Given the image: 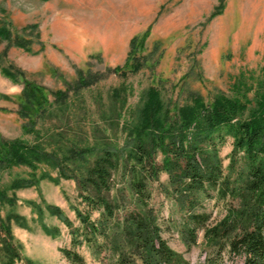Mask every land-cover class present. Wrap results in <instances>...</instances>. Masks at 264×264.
Segmentation results:
<instances>
[{
  "label": "rangeland",
  "instance_id": "374dc122",
  "mask_svg": "<svg viewBox=\"0 0 264 264\" xmlns=\"http://www.w3.org/2000/svg\"><path fill=\"white\" fill-rule=\"evenodd\" d=\"M0 19L13 32L38 27L39 41L29 50L0 42V61L21 68L49 92L74 83L78 69L103 74L94 85L71 92L66 104H48L36 128L27 133L23 130L26 120L17 111L23 83L0 66V137L39 144L81 176L102 149H116L112 194L121 203V216L145 209L134 200L129 188L133 176L127 174L123 159L131 149L127 143L133 139L149 89L157 88L165 107L174 112L193 104L197 95L203 104L220 95H246L252 100L264 86V0H0ZM133 38L134 54L145 57L147 64L126 76L108 71L126 62ZM49 97L53 101V95ZM232 142L229 137L218 152L226 171ZM75 149L85 151L84 160L73 158ZM156 160L161 163L160 151ZM33 162V166L0 168V191L11 198L10 203L0 201V216L4 221L10 216L22 218L8 222L21 255L15 264H73L62 251L65 247L78 251L88 264L110 263L84 240L76 209L86 207L76 180L60 177L58 168L48 161ZM138 170L136 178L146 183L147 206L156 211L163 237L189 264H207L214 245L204 231L198 233L195 244L185 242L180 231L185 210L173 194L165 192L168 173L161 171L153 179ZM17 179L35 180V184L13 187ZM202 203L212 215L210 225L226 215L223 201L203 199ZM49 205L61 208L71 224L51 214ZM98 216L95 211L92 218ZM45 225L58 227V234H47ZM4 238L0 228V264L6 258ZM226 264L243 261L228 259Z\"/></svg>",
  "mask_w": 264,
  "mask_h": 264
},
{
  "label": "trees",
  "instance_id": "16d2710c",
  "mask_svg": "<svg viewBox=\"0 0 264 264\" xmlns=\"http://www.w3.org/2000/svg\"><path fill=\"white\" fill-rule=\"evenodd\" d=\"M23 28V32H13L10 25L0 19V42L6 40L29 50L39 41L40 33L35 25ZM135 47L136 38H133L126 62L107 70L121 76L141 70L147 59L135 55ZM0 66L4 73L23 83L22 101L17 111L26 120L23 130L27 133L36 128L48 104L62 106L71 92L94 85L103 77L100 72L85 73L78 69L74 83L68 82L65 89L49 92L45 86L28 78L21 68L2 65L1 61ZM158 91L155 87L147 91L133 139L127 143L131 149L123 159L127 174L133 176L129 188L144 210L135 209L120 215L121 203L112 194L119 155L112 147L102 149L81 176L39 144L0 137V168L14 164L33 166V160H45L58 168L60 177L75 179L86 207L84 211L76 209L84 226L82 235L87 243L95 246L97 254H105L104 258L111 260L105 264H189L163 237L156 211L147 206L150 195L146 183L136 178L138 168L153 179H157L161 171L168 173L165 192L173 194L185 210L180 227L185 242L195 244L198 233L204 231L214 245L206 258L207 264H226L228 259L237 258L242 259L243 264H264V86L252 100L246 95H220L211 103L203 104L197 95L193 104L178 107L174 112L165 107ZM49 94L53 95V101ZM229 137H233V150L226 171L218 152ZM159 151L161 163L156 160ZM84 154V150L72 152L77 160H84ZM33 184L35 180L17 179L12 186ZM215 198L226 203V215L210 225L212 215L203 208L202 200ZM0 201L10 203L11 198L0 191ZM47 209L67 225L71 224L61 208L49 205ZM95 211L99 216L93 219ZM12 217L22 219L10 216L4 221L0 216V228L6 236L2 243L6 258L1 264H15L21 257L8 223ZM43 229L52 236L59 232L58 227L45 225ZM72 242L77 245L79 241L74 237ZM62 251L73 264H88L75 249L65 247Z\"/></svg>",
  "mask_w": 264,
  "mask_h": 264
},
{
  "label": "clouds",
  "instance_id": "9594fccd",
  "mask_svg": "<svg viewBox=\"0 0 264 264\" xmlns=\"http://www.w3.org/2000/svg\"><path fill=\"white\" fill-rule=\"evenodd\" d=\"M13 91H19V89H13Z\"/></svg>",
  "mask_w": 264,
  "mask_h": 264
}]
</instances>
